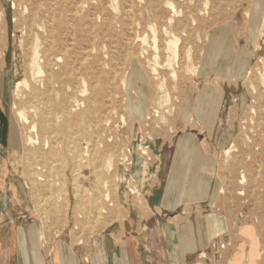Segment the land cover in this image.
Segmentation results:
<instances>
[{"label":"rangeland","instance_id":"rangeland-1","mask_svg":"<svg viewBox=\"0 0 264 264\" xmlns=\"http://www.w3.org/2000/svg\"><path fill=\"white\" fill-rule=\"evenodd\" d=\"M49 35L52 83L28 65ZM0 145V239L26 264H152L168 225L205 239L185 264H218L243 227L264 264V0H0ZM204 147L209 197L155 214L165 154L203 190Z\"/></svg>","mask_w":264,"mask_h":264},{"label":"crops","instance_id":"crops-1","mask_svg":"<svg viewBox=\"0 0 264 264\" xmlns=\"http://www.w3.org/2000/svg\"><path fill=\"white\" fill-rule=\"evenodd\" d=\"M203 119V118H202ZM204 122V119H203ZM2 145H0V151L2 150ZM186 150H189L188 148ZM201 150V152H200ZM204 150V188L203 190L198 188L199 181H195L194 183L190 184L188 187L189 192L185 191L182 187L184 183L183 177H176V174L183 175L184 169H180L179 166L175 165V156L176 151L174 154V158L171 162H169L168 154H165L167 158V164L163 166L164 171L161 173V181H163L162 186L159 184V187L154 189L152 192L153 195V205L155 209V214H161L166 211L167 205H170L172 200L175 202L176 199L182 198V202L186 201H201L204 197V201L209 197L210 189H211V179L208 176L207 167L209 163V155L204 149L201 148L198 151V148L191 149L190 153L196 159V172L199 171L200 162L203 158L202 151ZM188 152V151H187ZM189 154V153H188ZM187 154V155H188ZM1 157V154H0ZM1 162V161H0ZM1 165V163H0ZM206 171V173H205ZM160 183V182H159ZM196 183V184H195ZM187 187V188H188ZM187 190V189H186ZM202 190V191H201ZM181 191H184L181 193ZM152 193V194H153ZM2 195V194H1ZM2 202V201H1ZM172 202V204H173ZM181 202V203H182ZM182 203V205H184ZM125 222L121 223V229H125ZM222 229V228H221ZM165 234H166V248H162L161 254L159 248V243L157 241L152 242V264H164L163 261L160 260L159 256H163L168 258L167 264H185L183 256L186 251H196L197 249H203L206 242L205 239H200V241L195 242V247L193 246V241L191 237V227L186 226L182 228L181 234L177 235L172 226L165 227ZM233 234V233H232ZM233 244L232 247L223 250L222 258L218 261V264H258L257 258V250L255 245H250V241L252 238L251 235V228L250 227H243L241 231V237L239 238L236 234H233ZM27 242V241H26ZM241 242V243H240ZM164 245V246H165ZM21 247L26 251V244H21ZM156 247V248H155ZM158 247V248H157ZM19 245L15 238L8 240V242L4 241V238L0 239V263L2 264H26L27 259L24 255L23 259H17ZM169 249V254L167 250ZM127 250V253L132 256ZM159 253V255L157 254ZM26 254V253H25ZM124 257V256H123ZM131 262H136L137 260H133L132 257L130 258ZM29 260V257H28ZM30 264V260H29ZM115 264H120L119 262ZM140 264V263H139Z\"/></svg>","mask_w":264,"mask_h":264},{"label":"bare ground","instance_id":"bare-ground-1","mask_svg":"<svg viewBox=\"0 0 264 264\" xmlns=\"http://www.w3.org/2000/svg\"><path fill=\"white\" fill-rule=\"evenodd\" d=\"M132 4L130 3V6ZM25 8V7H24ZM132 8V7H131ZM130 8V9H131ZM26 10V9H25ZM133 18V17H132ZM132 20V19H131ZM32 25V23H31ZM137 38V37H136ZM141 39V38H140ZM139 40V39H138ZM43 44V48L41 49V45ZM216 46V45H215ZM174 47V42L173 40H170L168 42V49L171 50ZM54 40L51 38V35L44 37V38H37L34 46L31 48L30 52H29V67L31 68V70L33 71V74H43L44 70L42 69V66H46L48 71H49V78L48 81L50 83H52L55 78H54V69L55 66L57 64V62L61 61V58L58 57L57 59L55 58L56 56L54 51ZM65 61V60H64ZM142 65V64H141ZM30 73V72H29ZM31 75V74H30ZM22 82L17 83V86H19ZM160 88V87H159ZM83 91V95L84 93V89ZM86 91V90H85ZM82 93H80L79 95H81ZM92 98V97H91ZM64 108V107H63ZM156 111V110H155ZM17 115L19 120H22L23 122L28 123L29 122V118L25 112V110H17ZM47 117V116H46ZM66 117V116H65ZM67 118V117H66ZM69 118V117H68ZM97 123V122H96ZM37 131V125L36 123H33L29 126V132H36ZM76 134V133H75ZM38 141V135L36 134L34 137L32 135H28V142L30 144H36ZM75 141V140H74ZM58 144V143H57ZM40 146L41 148L45 149L46 147L50 146V140L46 139V137H44L42 139V142H40ZM56 146V144H55ZM57 150V149H56ZM227 153L229 152L226 151ZM93 154V153H92ZM97 155V154H96ZM108 163V162H107ZM37 169L40 171H38V176H37V181L39 180H43V176L41 174V171H43V169H41V167H37ZM33 184L36 185V179L33 180ZM100 183V182H99ZM98 183V184H99ZM106 184V183H105ZM222 190V189H221ZM102 192V191H101ZM241 194L243 193V191L240 192ZM97 197V196H96ZM95 197H92V203L94 204V199ZM101 203H103L104 201H106L108 198H110V193L109 192H104L103 194H100L99 192V196L97 197ZM81 201V200H80ZM91 202V201H90ZM90 205V204H89ZM100 205V204H99ZM99 205L95 208H99ZM104 212V209L101 210V213ZM62 248V247H61ZM63 251V250H62ZM63 259L64 264H71L72 261L71 259L67 256L61 257Z\"/></svg>","mask_w":264,"mask_h":264}]
</instances>
